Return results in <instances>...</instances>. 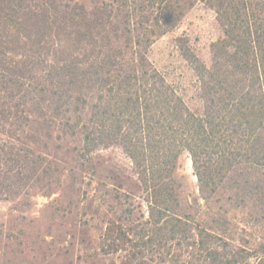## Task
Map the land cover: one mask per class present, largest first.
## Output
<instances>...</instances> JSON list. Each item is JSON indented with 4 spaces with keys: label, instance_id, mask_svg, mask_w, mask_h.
<instances>
[{
    "label": "trees",
    "instance_id": "obj_1",
    "mask_svg": "<svg viewBox=\"0 0 264 264\" xmlns=\"http://www.w3.org/2000/svg\"><path fill=\"white\" fill-rule=\"evenodd\" d=\"M194 2L215 12L223 32L208 65L178 40L200 110L147 56ZM54 134L78 141L81 173L100 147L129 158L142 202L131 204L118 178L106 193L128 204L105 231L108 250L125 252L122 264L182 245L186 264H264V0H0V200L23 198L59 168ZM183 152L207 209L225 193L250 209L247 224L233 225L234 234L249 229L248 240L235 243L219 207L206 226L182 204ZM143 203L146 218L134 213Z\"/></svg>",
    "mask_w": 264,
    "mask_h": 264
},
{
    "label": "rangeland",
    "instance_id": "obj_2",
    "mask_svg": "<svg viewBox=\"0 0 264 264\" xmlns=\"http://www.w3.org/2000/svg\"><path fill=\"white\" fill-rule=\"evenodd\" d=\"M92 1L96 0H78L86 6ZM222 37L215 12L203 3L194 2L184 9L176 28L154 39L147 50L153 66L185 89L184 99L191 110H200L201 104L189 86L190 70L177 44L180 40L185 41L208 65L209 46ZM77 145L76 139H59L54 134L50 151L62 162L59 168L50 173L49 180L43 179L26 188L23 198L19 197L14 202L0 200V264H122L125 252L108 250L105 231L108 222L118 218L128 204H119L106 193L114 187L112 178H118L115 182L132 193L130 202L137 207L143 196L139 182L129 158L115 145L97 148L91 155L86 173L79 172L76 153L72 152ZM57 147L60 149H55ZM177 175L182 183L180 200L183 205L198 209L199 222L215 226L212 215L219 207L226 212L225 218L231 231L229 236L236 238L235 243L237 238L248 240L251 231L246 229L242 235L234 234L233 225L241 228L242 224H247L250 209L234 206L233 200L227 201V193L221 195L218 201L213 199L207 209L199 197L197 178L187 152H183L178 159ZM145 206L143 203L134 213L137 216L144 214L146 218ZM209 228L220 234L216 228ZM188 252L191 249L184 245L155 250L146 255L145 262L186 264ZM249 263L252 264V261Z\"/></svg>",
    "mask_w": 264,
    "mask_h": 264
}]
</instances>
